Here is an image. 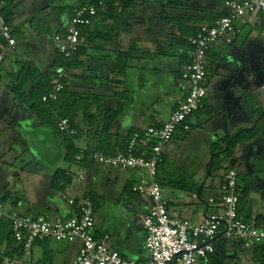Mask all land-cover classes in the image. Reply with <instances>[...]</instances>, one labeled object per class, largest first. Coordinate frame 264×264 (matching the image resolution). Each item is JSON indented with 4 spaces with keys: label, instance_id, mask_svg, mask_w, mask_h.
<instances>
[{
    "label": "crops",
    "instance_id": "obj_1",
    "mask_svg": "<svg viewBox=\"0 0 264 264\" xmlns=\"http://www.w3.org/2000/svg\"><path fill=\"white\" fill-rule=\"evenodd\" d=\"M4 1L13 7L11 27L18 32L21 29L15 28L13 22L19 9L11 0ZM154 2L161 8V12L144 11L148 17L150 16L148 19L133 22L134 19L138 20L136 18L139 15V11H135L134 18L127 23L104 22L100 19L90 28L92 35L106 33L109 37L105 41L92 38L90 44L83 45L86 48V55L83 58L84 68L75 71V77H72L75 83L73 85L69 83L79 96L95 95L102 99L100 106H94L91 109V114L96 117V121L94 120L92 124L85 121L83 113H78L74 117V126L80 130L75 143L79 150L96 152L102 146L108 150L109 155L124 151L135 135L145 137L147 129L153 125L156 117L168 118L176 108L179 99L183 97L178 89V82L181 72L189 62L188 48L182 49L176 45V41L180 39L178 28L156 20L155 16L161 13L166 17L185 20L189 22V26L199 29L200 26L212 22L219 11L199 10L197 6L193 7L188 2L184 3L183 0H155ZM169 3L177 4L182 11H176V7L175 11H165L164 4ZM77 4L70 8H75ZM51 8L56 13H59L61 9L56 5H51ZM35 13L36 11L31 15L34 16ZM69 19L70 17L67 19L57 17L58 29L55 35L68 27ZM238 27L241 30L240 36L231 44L223 39L220 40L216 45L217 53L215 51L212 53L213 50L210 53L208 65L210 67V61L214 57L220 63H232L233 66L228 67L230 69L228 75L233 83L244 87V99L252 103L244 105L241 110L247 113L249 118L245 121L243 115L239 114L236 108L234 110V106H231L233 103L227 102L231 99L227 95L223 96L220 91L213 92L211 95L208 93L205 108L197 116H193L189 124L191 131L193 127L216 123L214 129L212 128L213 131L207 133L211 141L210 146L206 147L209 155L212 145L221 139L251 129L256 122L260 121L258 113L256 117L254 112L264 110V96L262 98L259 92H252L254 74L257 72L264 74V41L262 40L264 19L260 15L248 16L238 22ZM126 32L137 34V39L134 40L132 37L124 43ZM30 35L33 40L24 42L23 55L18 54L10 61L8 57L12 53L8 55L4 62L6 68L2 70L3 64L0 72V202L5 214L68 220L77 213L76 208L70 204L73 199L92 197L97 204L96 236L98 238L109 236L108 246L118 251L125 259L135 262L147 261L149 255L145 249L146 231L141 217L149 211L152 204L149 206L132 192V188L140 182L142 176H146L145 173L133 171L134 174L140 175V179L132 185L124 186L119 181L121 171L105 168L89 160L87 165L83 166L86 171L83 180H72L71 184L65 187L61 183L60 187L64 189L53 186L54 178L58 173H67V171L76 173L79 167L66 161L67 151L64 141L34 113L32 95L37 84H26L25 99L19 100L12 93V88L20 77L23 67L28 71L33 66L42 77L50 76V84L57 71L55 68L57 53L53 36L50 37L53 44V52L50 54L42 33L35 31ZM15 40L17 48L13 54H17L18 51V40ZM160 46L167 47L173 56H158ZM120 53H129L131 57L124 77L113 73ZM4 74L9 81H6ZM79 77H83V81L77 79ZM241 98L242 96L240 101ZM118 106L122 107V111L109 135H105L103 128L106 113L116 111ZM221 106H224L221 108L222 113L227 112V107L232 110L234 117L232 123H229L226 115L216 118V112ZM15 111H18L22 125L10 117ZM16 123L17 126H15ZM260 123L263 125V120ZM180 131L183 133V139L178 136ZM189 132L180 129L165 150V165L159 172L164 182L173 175L167 167V161H177L179 157L181 158V150L171 143L176 138L181 140L188 138ZM201 144L204 147L206 145L202 140ZM183 158L180 162L183 165L187 164V158ZM234 158L238 161L236 170L239 173L246 170V177L252 178L251 181H247L253 183V189H256L254 179H263L259 182L264 183V133L250 142L242 143L236 149ZM243 159L246 160L245 163L242 162ZM180 172L184 177L198 184L197 179H200L198 175H201V172L200 174L189 172L186 166L184 170L180 169ZM242 183V185L246 184L243 181ZM165 187L167 186L162 187L163 194ZM117 189L121 193L119 201L115 197ZM168 194L169 198L164 199L167 202L169 214L173 218L200 224L213 214L221 212L220 194L207 197L205 191L201 190L199 194L193 192L189 195L188 192L173 188L168 191ZM7 205H10L8 209H6ZM202 205L207 206L208 210H200ZM247 211L251 216L250 224L252 225L256 226V219L259 216L264 217V207L261 208L257 200L251 204L247 203ZM6 221L10 224L9 220ZM18 246L23 247L13 239L10 244L3 242L0 245L2 264H14V259L20 256L21 249ZM79 250V243L67 244L53 241L36 243L28 252L24 249L23 264H73ZM243 254L248 261L247 264H251V251Z\"/></svg>",
    "mask_w": 264,
    "mask_h": 264
},
{
    "label": "built area",
    "instance_id": "obj_2",
    "mask_svg": "<svg viewBox=\"0 0 264 264\" xmlns=\"http://www.w3.org/2000/svg\"><path fill=\"white\" fill-rule=\"evenodd\" d=\"M5 6L6 2L0 0V69L8 55L17 48L13 29L5 17ZM105 8V2L100 1L98 7L86 5L75 10L68 27L53 37L56 53L65 64L71 61L82 46V29L95 25L99 20L98 9ZM224 9L227 11L226 16L200 26L197 35L189 39L190 62L184 67L178 82L183 97L170 116L166 119L156 117L145 137L135 135L125 152L112 155L93 152L90 155V160L105 168L146 173L147 176H142L132 192L146 195L152 201L149 211L141 217L146 231L145 249L149 259L145 262L125 259L108 246L109 236H96L95 206L88 197L70 202L77 213L68 220L18 214L8 216L0 202V221H10L13 239L24 247L25 252L36 243L53 241L80 244L78 257L73 264H201L216 254V244L220 240L243 243L248 250L264 242V226L249 224L239 215L242 188L236 169L223 176L219 199L221 212L200 224L170 216L163 188L157 180L168 145L180 129L189 132L191 118L205 108L209 83L208 60L213 47L222 39L231 44L240 36V20L257 15L264 19V0L230 2L225 4ZM66 77L65 71L58 72L52 82L51 93L43 98L44 104L58 101L65 88ZM58 129L69 137L79 135L67 119L60 120ZM84 153L81 150V155L77 157L78 171L66 173L72 180L81 181L86 176L81 166Z\"/></svg>",
    "mask_w": 264,
    "mask_h": 264
},
{
    "label": "trees",
    "instance_id": "obj_3",
    "mask_svg": "<svg viewBox=\"0 0 264 264\" xmlns=\"http://www.w3.org/2000/svg\"><path fill=\"white\" fill-rule=\"evenodd\" d=\"M100 1L105 2L106 8L104 10L98 9L99 20L101 19V21L104 22L112 21L127 23V21H130L134 18L135 11H138L139 7L143 6L147 2H154L155 0H81L75 8H61L59 12L61 13L63 11H68L71 18L74 15L75 10L83 8L86 5L98 7V3ZM13 12L14 11L12 5H8V2H6L4 13L7 22L10 25L13 19ZM226 15V9L219 10L218 14H216V16L212 19V22ZM155 18L158 21L166 22L172 25L174 28H178L180 39L176 41V45L182 49L188 48L189 53V39L195 37L199 29L189 26L188 21L166 17L161 13L157 14ZM90 28L91 27H86L82 29V46L68 64H65L63 62V58L57 54V62L55 65L57 71L55 73L54 79L57 77L58 72L61 70L65 71L67 76L64 80L65 88L59 95V99L57 102L48 104L43 103V98L49 95L52 91V84L49 83L50 76L46 78L42 77L41 74L33 66H31L28 71H26V68L23 67V71L21 72L20 77L16 80V83L12 88L13 95L17 99L22 100L25 99L27 96L25 90L26 84H37L32 95L33 111L47 127L54 130L64 141L67 151L66 161L68 163H71L72 165L77 164V157L81 155V150H79L75 144L79 135L77 137H69L68 135L60 133L58 129V123L60 122V120L67 119L70 121L71 125L75 127L74 117L78 113H83L85 121L89 124H92L94 120L96 121V117L91 114V109L94 106H100L102 100L100 96L95 95H88L87 97L82 95L79 96L77 93L74 92L73 86L69 85L68 80L72 77H75V71H79L84 68L83 58L86 55V48L83 45L90 44L92 38H94V40H108L109 36L106 33H98L96 35L90 34ZM157 54L158 56H173L171 51L165 46H160L158 48ZM188 59L190 62L189 55ZM130 61L131 57L129 53L118 54L116 60V67L114 68L113 73L117 76L124 77L127 73ZM77 79L83 81L84 78L79 77ZM121 111L122 107L118 106L116 111H109L108 113H106L103 128V133L105 135H109ZM257 113L259 115L260 121L263 120L264 122V110H259ZM260 121L256 122V124H254L251 129L243 130L234 136H229L224 139H221L220 141L212 145L211 162L207 167V175L212 176L217 172L222 171V181L223 176L226 173H228L230 170L236 169L238 161L234 158V153L242 143L250 142L257 136L264 133V123L262 125ZM77 130L78 132H80L79 129ZM181 130L183 131V129ZM130 142L128 143L126 149L122 152H125L127 150ZM96 152L109 155L108 150H106V148L102 146L100 147V150ZM91 153L93 152H85L83 154V160L81 161L82 167L87 165V162L90 160ZM165 161L166 160L164 157V162L159 167V172L165 165ZM157 180L159 181L162 187L167 186L183 192H193L195 188L194 182L189 181L184 176H180L177 179L170 177L167 182H164L162 174H158ZM71 181L72 179L68 177L66 173H58L54 178L53 186L64 189L65 186H69L71 184ZM61 183L64 184V187H60ZM240 187L242 188V196L239 205V215L244 218L247 223L250 224L251 216L248 215L246 199L249 193L253 190L254 186L252 182L247 181L245 185L240 184ZM90 199L93 201L96 211V200L92 197H90ZM256 226H264L263 216H259L256 219ZM12 239L13 233L11 225L7 223L6 220L0 221V245L3 242H7L10 244ZM246 251H251V264H264V243L259 244L253 250H248L245 249L243 243H238L236 241L230 242L226 240H220L216 244V254L214 256L209 257L205 261H208L209 264H229L230 261H237L239 259V255Z\"/></svg>",
    "mask_w": 264,
    "mask_h": 264
},
{
    "label": "rangeland",
    "instance_id": "obj_4",
    "mask_svg": "<svg viewBox=\"0 0 264 264\" xmlns=\"http://www.w3.org/2000/svg\"><path fill=\"white\" fill-rule=\"evenodd\" d=\"M12 3L19 9V12L16 14V19L13 22V26L16 28H20L21 30L16 32L13 28V36L15 39L18 40V51L17 54H11L10 57H8V61L10 59L16 57L18 54L23 55V44L25 41H32L33 38L31 37L30 33L38 31L42 33L43 39L45 40V44L47 46L48 52L51 54L53 52V44L52 40L50 39L51 36H55V33L57 32V26H56V21L57 17H63L64 19H67L70 17L68 11H63L56 13L55 10L52 11L51 5H56L58 7L64 8V7H73L77 4V2L81 0H11ZM10 1V2H11ZM184 3L190 4L191 6L197 8L199 10H204V11H219L222 10V8L225 6V4L230 3V2H238L241 0H183ZM176 7V11H182L180 7L177 4H164V9L165 11H175L174 8ZM34 11H36L35 15ZM139 15L137 16L136 19L138 20H133V22L136 23V21L140 20H145L148 19V15L144 11H159L161 12V8L157 5L155 2H147L145 5L142 7H139L138 9ZM186 11H191V10H186ZM192 11H198V10H192ZM58 15V16H57ZM33 16V18H32ZM137 34H134L133 32H126L124 36V43L130 38H136ZM52 37V38H53ZM137 39V38H136ZM264 41V38L262 39ZM54 42V40H53ZM261 42V41H260ZM218 44V43H217ZM216 44V45H217ZM216 45L213 47L212 53L216 50ZM219 51V48H217ZM217 53V51H215ZM232 63H220L216 57H214L210 61V67L208 65V73H209V83H208V93L211 95L213 92H218L220 91L223 96L230 97V100H227L229 104L231 102L233 103L234 110L235 108L237 109L238 113L243 115V119L247 121V118H249V115L247 113L241 112V110L244 108V105H249L252 104L251 101L248 99H244V87L241 85H237L236 83H233V80L231 77H229L230 67ZM233 66V65H232ZM6 68V63L4 64L2 70ZM6 70V69H5ZM4 70V72H5ZM210 70V71H209ZM229 71V72H228ZM1 72V69H0ZM4 78H6V81H9V78L4 74ZM253 82V87H252V92L256 91L261 94V97L263 98L264 96V74L263 73H255L254 78L252 80ZM70 85H73L75 83V79L72 78L69 81ZM241 101H240V97ZM236 99V101H234ZM263 100V99H262ZM235 102V103H234ZM224 106L219 107L218 111L216 112V118H221V116L226 115L229 119V123H232L234 121V117L232 110L227 107V112L222 113L221 108ZM198 113H196L194 116H197ZM254 115L257 117V112H254ZM10 117L13 118V120H17V123L21 124L22 120L20 118V115L18 111H15L14 114L10 115ZM17 123L15 126H17ZM216 123H210L208 126H202V127H193L192 130L188 133V138H184L182 136V132L180 131L178 133V136L181 137V139L176 138L171 144L176 145L178 149L181 150V158L184 157L183 159L187 158L188 163L184 164L180 162V157L179 160L175 161H167V167L172 171L173 175L172 178L177 179L180 176H183L182 173L180 172L186 168H189V172H194L195 174L198 173L201 175H198L200 179H197L198 184H195V188L193 192H199L201 190L205 191V196L209 197L210 195H216L220 194L221 195V176H222V171L217 172L216 174L210 176L207 175V167L209 163L211 162V152L210 155L208 154V151L206 150V147L208 148L210 146V138L208 137L207 133H210L212 128L214 129ZM15 130V129H14ZM176 133V134H177ZM181 135V136H180ZM201 140L206 143L205 147L201 144ZM182 141V142H181ZM185 142H188L185 144ZM243 155V154H242ZM172 158V157H171ZM174 158V157H173ZM242 162H246L245 159L242 160ZM180 164V165H179ZM261 164V163H260ZM245 166V164H244ZM117 171H121L119 173V181L120 184L125 185H132V183L136 182L138 179H140V175L134 174L133 171H123V170H118V169H113ZM243 172V173H242ZM242 172L239 173V182L240 184H243L247 182V180H250L252 178H247L246 177V170H242ZM146 175V173H145ZM147 176V175H146ZM188 179V178H187ZM191 181L190 179H188ZM196 180V179H195ZM202 180V181H201ZM256 180V189H253L249 195L248 198L246 199L247 203H253L255 200L260 203V207H264V183L259 182L260 180L263 179H254ZM139 182V181H138ZM139 184V183H138ZM254 188V187H253ZM171 190L170 187H165V192H164V198H169L168 191ZM193 192H188L189 195H191ZM141 200H143L146 204L149 206L152 204V201L150 197L146 195H141L137 194ZM115 197L116 200L119 201L121 200V193L119 189L116 190L115 192ZM10 205L6 206V209H8ZM200 210L202 211H207L208 207L205 205L200 206ZM47 216V215H45ZM96 221V219H95ZM20 251V256L16 257L14 259V264H23V259L25 258L24 256V249L23 247L21 248L18 246ZM31 250V249H30ZM248 261L246 260V257L244 254L239 255V259L237 261H230L229 264H247ZM201 264H209L208 261H203Z\"/></svg>",
    "mask_w": 264,
    "mask_h": 264
},
{
    "label": "water",
    "instance_id": "obj_5",
    "mask_svg": "<svg viewBox=\"0 0 264 264\" xmlns=\"http://www.w3.org/2000/svg\"><path fill=\"white\" fill-rule=\"evenodd\" d=\"M2 263H3V259L0 260V264H2Z\"/></svg>",
    "mask_w": 264,
    "mask_h": 264
}]
</instances>
